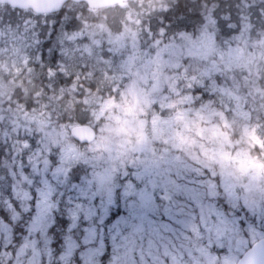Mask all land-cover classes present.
I'll list each match as a JSON object with an SVG mask.
<instances>
[{"label": "trees", "instance_id": "obj_1", "mask_svg": "<svg viewBox=\"0 0 264 264\" xmlns=\"http://www.w3.org/2000/svg\"><path fill=\"white\" fill-rule=\"evenodd\" d=\"M138 1L131 0L129 4ZM149 1L141 8L143 13L149 15L148 18L140 15L149 25L148 33L143 38L157 61H154L155 68H158L154 76L158 74L169 78V97H174L173 90L177 89L180 103L169 106L166 102L155 103L145 110L146 122H151L152 126H145L143 138L136 136L130 144L138 155L123 158L125 160L121 159L116 164L113 162L103 174L104 177L108 175L112 182L106 184V188L112 192V201L106 209L111 206L116 211L117 204L123 206L126 199L123 191L140 184V172H143L149 160H153L154 165H164L161 160L165 156L168 159L181 156L187 160V151L193 149L194 144L201 152L205 144L195 143L193 136L204 130L207 133L217 130L222 149L228 157L243 158L256 166L257 174L261 175L260 184L263 183L264 57L260 52L264 50V0ZM159 2L165 9L156 15L152 14L154 10L146 13L147 8H154ZM123 7L92 10L85 3L68 2L60 12L36 15L30 10L22 11L0 4V29L19 25L13 16L25 17L26 23H36V27H29L28 31L34 34L39 44L40 39L47 42L52 38L51 42L41 46L31 45L25 51L28 58L38 54L46 63V67L33 71L31 75L24 71V65L12 60L5 64L4 57H0V220L10 229L7 246L10 258L0 264H12L14 252L34 218L30 203L34 202L37 192L44 188L48 191L52 210L47 215L51 220L47 231L44 234L37 232L36 251L39 252L40 244L49 243L47 253L41 251V264H80L78 254L82 250H79L82 238L78 234H85L87 227H96L98 234L109 239L110 233L106 229L111 222L95 225L92 220L93 216L99 214V209L96 208L88 220L80 215L75 218L70 216L72 208L80 212L81 197L78 194L89 195V184L94 174L87 152L89 144L76 142L70 130L74 125L88 124L93 125L99 133L100 121L96 120L98 110L103 108L106 101L111 103L110 107H117L120 103L119 106L126 105L122 92L127 83H118L116 79L108 82L91 58L83 61L84 65L78 62L72 67L74 70H68L61 63L59 52L64 43L60 37L73 32L77 22H99L102 28H113L115 20L122 22L119 11ZM2 36L8 38L6 34ZM199 42L202 46L197 47L196 43ZM9 43L5 53L13 54L17 49ZM51 43H54L52 50ZM169 45L172 49L176 48V52L187 47L192 53L187 57H179L178 53L177 58H172L173 50H166ZM223 50L236 52L238 62L230 69L223 70ZM165 59H176L178 66L175 70L165 67ZM15 65H20L19 71ZM217 66L219 69H216ZM50 67L55 71L51 72ZM147 89L145 87L144 95L150 92ZM126 109H129L128 104ZM164 118L169 121L167 126L163 124ZM12 119H16L20 125L15 135L12 133ZM215 125H218V129ZM207 126L209 129H205ZM44 131L58 135L49 145L48 152L44 147L48 143ZM16 140L26 142L18 144L21 151L18 157L13 153ZM176 141L177 144L182 142L186 153L175 149ZM68 144L72 145L74 153L63 157L62 151ZM140 144L143 145L140 147ZM246 179L248 177L240 179L241 183L235 179L239 195L244 193L243 183ZM178 183L174 182L177 192H181ZM153 187L156 190L159 184L154 183ZM155 198L160 207L164 203L163 197ZM226 199L224 191L216 190L212 196L215 212L231 208L227 206ZM24 200L27 207L22 206ZM241 211L239 206L235 208L236 213ZM75 221L77 224L74 225ZM70 243H74L75 247L70 254H66ZM109 256L108 247L97 264H107Z\"/></svg>", "mask_w": 264, "mask_h": 264}, {"label": "rangeland", "instance_id": "obj_2", "mask_svg": "<svg viewBox=\"0 0 264 264\" xmlns=\"http://www.w3.org/2000/svg\"><path fill=\"white\" fill-rule=\"evenodd\" d=\"M146 1L139 0L135 4L123 7L119 11L122 22H119V19L115 20L113 28L109 26L102 28L99 22L96 24L77 22L73 32L60 37L64 43L59 57L66 69L74 70L72 67L77 65L76 63L91 58L98 66L96 69L98 68L108 78V82L116 79L118 83H127L122 92L126 105L119 106L120 103L117 107H110L111 103L106 101L103 108L98 110L96 120L100 121L99 133L97 132L96 139L89 143L87 149L89 163L94 173L89 184V195L85 197L84 194H78V197H81L80 212H76L75 208L69 212L72 218L80 215L84 220H88V216L94 215L97 208L100 210L99 214L92 217L95 225L104 222L106 208L112 201V192L106 188V184L111 180L107 178L108 175L104 177L103 174L110 169L113 162L116 164L123 158L130 156L135 158L138 155L136 150L131 149L130 144L136 136L143 138L145 126H152L151 122H146L145 110L155 103L166 102L167 106L180 103L177 89L173 90L174 97H169L171 89L169 78L158 74L154 76L158 69L154 66L155 55L143 38V35L148 33L149 26L147 20L141 16L143 14L147 18L149 16L141 10ZM159 3L154 5V8H147L146 13L154 10L152 14L156 15L158 11L165 9L161 2ZM13 18L19 25L0 29V57H4L5 64L12 60L16 64L24 65V71L31 75L33 71L46 67V63L38 54L30 55L28 58L25 51L31 45L41 46L48 41L51 42L52 38L45 42L39 37V44L34 34L28 31L29 27H36V23H26L25 17ZM3 34L8 38L3 37ZM6 42L16 47L17 50L14 52L16 54L5 53L8 48ZM201 44L196 43V46H202ZM52 45L54 43H51ZM50 49L52 50L53 46ZM166 50H173L172 58H177L178 53L179 57H187L192 53L187 47L176 52V48L172 49L170 45ZM260 54L264 57V50ZM221 59L223 70L230 69L238 62L234 51L223 50ZM19 66H14L17 71L20 70ZM177 66L176 59L174 61L165 59V67L168 70L173 71ZM88 69L92 71L91 68ZM216 69H219V66ZM49 70L55 71L51 67ZM145 87H148L147 90L150 92L144 95ZM127 104L129 109H126ZM104 111H107L106 114ZM163 120L164 126H167L168 119ZM215 126L218 129V125ZM11 127L15 135L20 127L16 119L11 120ZM44 134L48 142L44 147L48 152L49 145L58 135L47 131H44ZM13 135L10 134L11 137ZM193 138L195 143L205 144L201 152L194 144L193 149L189 148L187 151V160L181 156L171 159L165 156L161 160L164 165H154V161L149 160V164H145L143 172H140V184L123 191L131 215L118 224L111 222L106 229V232L110 233V241L102 234H98L94 226L87 227L85 234H78L82 238L79 249L82 250L78 254L80 264H97L100 255L108 247L110 256L107 264H236L244 251L264 236V182L260 184L261 175L257 174L256 166L250 165V162L243 158L228 157L222 149L221 137L217 130L215 133H207V130L196 132ZM177 142L174 143L175 149L186 153V147L182 146V142L179 141L178 144ZM19 143L26 142L16 140L13 143L15 157L21 152ZM142 145L140 144V147ZM73 153L72 145L68 144L62 151V156H70ZM147 160L148 158L145 159V163ZM138 161L141 162L140 157ZM242 177H248V180L243 183L244 193L239 195L234 183L235 179L241 183ZM177 181L181 186V192H177L174 184ZM154 183L159 184L156 190L153 187ZM219 189L226 193V203L231 208L215 212L212 207V196ZM174 194L176 195L171 197ZM155 196L164 199L160 207ZM31 205L34 218L14 252L12 264H41V251L45 250V254L47 253L48 242L40 244L39 252L36 251V237L38 231L44 234L51 223L47 217L52 210L48 191L45 188L39 190ZM22 206H28L25 200ZM238 206L242 208L241 213L235 212ZM73 223L77 224L76 221ZM8 227L0 220V262H7L10 258L7 250L10 239ZM69 245L66 254H70L75 247L74 243Z\"/></svg>", "mask_w": 264, "mask_h": 264}, {"label": "water", "instance_id": "obj_3", "mask_svg": "<svg viewBox=\"0 0 264 264\" xmlns=\"http://www.w3.org/2000/svg\"><path fill=\"white\" fill-rule=\"evenodd\" d=\"M73 1L85 2L93 9L113 6L127 0H0L1 4H7L18 9H31L35 13L45 14L57 12L65 3ZM71 135L80 143H91L96 139V129L87 124H78L72 127ZM236 264H264V237L255 242L240 257Z\"/></svg>", "mask_w": 264, "mask_h": 264}, {"label": "snow or ice", "instance_id": "obj_4", "mask_svg": "<svg viewBox=\"0 0 264 264\" xmlns=\"http://www.w3.org/2000/svg\"><path fill=\"white\" fill-rule=\"evenodd\" d=\"M131 215V209L128 206V200H124V204L121 207L119 204L116 206V211L110 206L107 210V215L104 217V222L109 223H119L124 218Z\"/></svg>", "mask_w": 264, "mask_h": 264}, {"label": "flooded vegetation", "instance_id": "obj_5", "mask_svg": "<svg viewBox=\"0 0 264 264\" xmlns=\"http://www.w3.org/2000/svg\"><path fill=\"white\" fill-rule=\"evenodd\" d=\"M129 1H131V0H128V1H126V2H124V3H122V4H119V5H117V6H127V5H129ZM76 4H78V3H76ZM98 10V9H97Z\"/></svg>", "mask_w": 264, "mask_h": 264}]
</instances>
